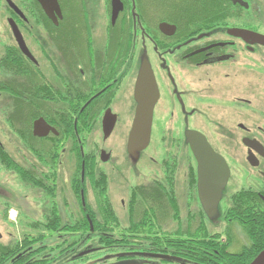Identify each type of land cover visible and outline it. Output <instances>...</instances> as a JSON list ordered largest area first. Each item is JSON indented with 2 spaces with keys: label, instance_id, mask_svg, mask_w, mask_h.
I'll return each instance as SVG.
<instances>
[{
  "label": "flooded vegetation",
  "instance_id": "af4514ba",
  "mask_svg": "<svg viewBox=\"0 0 264 264\" xmlns=\"http://www.w3.org/2000/svg\"><path fill=\"white\" fill-rule=\"evenodd\" d=\"M183 1L172 0L171 7L167 0H0V246H15L10 253L0 250V260L33 264L38 257L42 264H82L93 250L81 248L90 236L81 238L65 229L79 226L81 216L90 225V213L95 217L100 210L90 196L94 189L88 187L85 206L81 201L84 215L76 190L81 183L91 186L95 178L105 175L112 216L97 225L109 227L107 238L122 250L83 264H187L174 252L145 246L150 240L174 241L175 235L146 237L127 229L146 211H152L148 216L155 229L162 227L172 234L182 235L183 228H197L210 220L199 199L198 164L187 137L191 132L204 136L225 159L229 182L234 175L232 159L236 174L255 188L242 189L264 200V45L253 36H236V30L264 36V0H219L232 10L226 20L196 33L161 21L185 16V9L177 11ZM236 8L243 10L239 19ZM162 24L175 26V32H164ZM145 60L160 96L150 144L139 153L141 157L152 149L156 156L150 161L155 168L152 181L139 187L152 188L155 202L152 207L135 205L132 192L127 205L122 201L128 214L123 227L109 194L115 169L107 165L116 160L105 143L122 123L117 101L127 111L128 99L132 101L131 113L126 111L132 115V127L135 84ZM219 115L231 120L232 131L224 127L223 131L232 156L218 150L205 132ZM105 117L107 125L113 117L116 120L108 138ZM38 122L44 136L34 133ZM90 140L95 149L81 163L80 153L84 156L85 147L92 146ZM3 154L8 157L1 162ZM187 159L190 169L184 179L180 169ZM67 165L72 172L65 189ZM6 175L11 177L9 189L2 187L1 176ZM12 212L17 213L16 219L11 218ZM19 226L25 230L18 236ZM49 226L58 227L54 246L43 240L39 246L48 249L37 253L32 228ZM3 228L13 230L5 234Z\"/></svg>",
  "mask_w": 264,
  "mask_h": 264
},
{
  "label": "trees",
  "instance_id": "16d2710c",
  "mask_svg": "<svg viewBox=\"0 0 264 264\" xmlns=\"http://www.w3.org/2000/svg\"><path fill=\"white\" fill-rule=\"evenodd\" d=\"M171 1L172 0H167V5L173 7L175 4ZM186 1L187 3H185ZM185 2L183 1L182 3V9L177 10L178 12H182L185 9V16H168L161 21L175 23L181 31L190 30L191 32L195 31L196 33V31L201 28L206 29L219 25L222 21L226 20V17L230 14V11H232L228 8L227 2L219 0H185ZM242 12L243 10L236 8V19L241 18ZM84 152V156L82 155V152L80 153L81 163H83V160L87 158L88 155H91V153H86V147ZM7 157V155L3 154L1 156V162L7 160ZM82 166L83 164L81 165V170ZM85 167V172L88 174V164ZM6 168H9L8 164H6ZM193 175L195 177L194 173ZM27 179L26 176L23 177V180L26 182ZM93 189L94 191L92 192L98 194V204H100V210L95 212V217L92 212L90 213L94 230L91 231L90 225L86 223L87 220L83 216H81V219L79 220V226L69 228L68 230L65 229V231H69L70 233L80 234L79 236H81V238L90 236L86 243L81 244V248H91L93 250L91 251L92 253L90 252L91 254L89 256L82 259V264L90 259L101 258L107 253L122 250L118 247L119 245H117V243H112L107 238L109 227L97 225L98 221L109 220L112 216L111 210L108 209L107 206V186L104 175L95 178ZM76 191V197L78 198L81 211L84 215L81 204V193L83 192L85 199H87V193L90 191L88 190V187L82 183ZM132 202L135 205L139 204L140 207H152L155 202V195L152 192V188H136L133 191ZM146 213V215L142 216L143 218L135 221V223L127 229V232H135L137 235L146 237H153L156 235L163 237L175 235L174 241H169L168 239L160 241L150 240V243H146L148 245H144L157 252H174L177 256L184 258L183 261L187 264H251L259 253L264 250V200L250 190L242 189L231 196L230 206L225 209L223 215L224 220L228 225V233L226 235L220 233L209 234L207 223L205 221L197 228L187 229L182 235L179 233H168L167 230L164 231L162 227L155 229V226L150 224L152 223L151 217L148 216V214H152V211H146ZM235 224L242 228L249 245L243 247L239 252L232 253L229 249L234 240L233 227ZM57 229L58 227L52 226L47 228H32L34 234L32 236V245L35 249L37 248V253L48 249L47 247L39 246L43 240L47 241L49 246H54L52 238ZM126 244L127 243H124V245ZM14 247L15 246L13 245H1L0 250L2 253H10L14 250ZM70 248H73V244H70ZM65 251H67V249L63 251L60 250L59 252ZM37 259L38 257L33 259V264L43 263ZM0 261L2 264H7L9 260L2 257ZM95 264L105 263L97 261Z\"/></svg>",
  "mask_w": 264,
  "mask_h": 264
},
{
  "label": "rangeland",
  "instance_id": "374dc122",
  "mask_svg": "<svg viewBox=\"0 0 264 264\" xmlns=\"http://www.w3.org/2000/svg\"><path fill=\"white\" fill-rule=\"evenodd\" d=\"M128 101H129L128 111L125 109L127 106L124 105L122 108V105H121L122 102L117 101L115 108H116V112L121 117L122 123L120 124V126L117 127V130L115 131L113 136L109 139V141L105 143L107 149L112 151L114 159L116 160L114 165H111V164L107 165L110 168L114 166V169H115L113 173L110 175L111 186L109 189V194L112 195L111 200L113 203L114 212L117 218L119 219V221L122 223L123 227L127 224L128 214L127 212L124 211L126 207L122 205V201H124V203L127 205L128 200L130 196L132 195V192L137 187L144 186L141 184H145L146 186L149 181H152L151 172L152 170H154L155 164L150 161V158L156 156V154L154 153L152 149L147 150L141 157L137 159H134V158L131 159L130 155L127 153L128 151L126 150V146H127L128 132H130L131 130V120H132V115L131 116L126 115V111L128 114L131 113L129 110H130L132 101L129 99ZM229 118L230 117L228 116L219 115L218 117H215L214 121L205 129V132L208 135V137L213 141L214 145L218 148V150L222 151L225 156H228V155L232 156L230 151L228 150V147H226L228 143L224 136L225 130L228 131L229 129L230 131H232L233 129L230 123L231 120L229 122ZM216 122L221 123L222 126H218ZM223 127H224V131H223ZM90 143L92 145L91 140H90ZM87 147L88 148H86V153H88V151L89 153L90 151L93 152V149H95L93 148V145L87 146ZM189 163H190L189 159H187L185 163L183 162L182 169H180V172L184 179H185L186 173L189 172V169H190ZM230 164H231L232 169L234 170V175L232 176L226 190L224 191L223 199L219 207V217L216 220H209L208 222H206L207 230L209 234L220 233V234L226 235L228 233V225L225 222L223 215H224L225 209L230 206L231 196L242 188H245V187L254 188V184L251 181L236 174V170L238 169L236 166V162H233V160L231 159ZM71 172H72V167L70 166L68 167L67 165V167L65 168V175H64L65 180H66L65 189L69 188V179H70L69 175L71 174ZM10 178L11 177L8 175L1 176V180L2 182H4L2 187H6V189H9L11 187ZM93 185L94 184H92L91 186L89 185L87 187L93 188ZM107 185H108V181L106 180V186ZM182 185H183V188L186 187L185 180L182 183ZM107 192H108V187H107ZM181 193L183 196H185V191H182ZM94 194L95 193L91 191L90 196L92 200L96 199V203H98L99 202L98 194H96V196H94ZM192 194H194L193 190H192ZM13 198H15L14 195H13ZM7 202L9 201L7 200ZM93 203H95V201H93ZM99 205L100 204H98V206ZM15 215H17V213L15 214L14 212H12L11 218L16 219ZM19 227L18 228L16 227V233L18 232L17 233L18 236L23 234L25 230L24 229L25 226L20 227V228ZM166 228L168 229V227ZM6 229L7 228H3V230L5 231V234L13 230L9 228L7 230ZM186 230L187 229H184V228L182 229L183 232ZM233 237H234V240L230 246V249H229L230 252L232 253L239 252L243 247L249 245V242L247 241L244 235V232L239 225L235 224V226L233 227Z\"/></svg>",
  "mask_w": 264,
  "mask_h": 264
},
{
  "label": "water",
  "instance_id": "95a60500",
  "mask_svg": "<svg viewBox=\"0 0 264 264\" xmlns=\"http://www.w3.org/2000/svg\"><path fill=\"white\" fill-rule=\"evenodd\" d=\"M161 29L164 32L167 30L174 33L176 27L162 24ZM236 36H253L256 38V43L264 45V36L258 34L236 30ZM159 96L156 79L150 64L145 60L135 84L134 97L137 107L128 138V152L134 159H137L139 153L146 150L150 144L154 109ZM115 123L116 120L113 117V121L107 125V118L105 117L104 134L106 138L111 135ZM40 124L39 122L36 123L34 133L37 136H44L45 134L42 132ZM44 125L46 126L45 123ZM187 137L198 164L197 177L200 202L208 218L216 220L219 217V204L223 198V191L230 179V168L225 159L213 150L204 136L191 132ZM82 202L85 205L84 198H82ZM90 225L91 230H93L92 223ZM1 237L2 235L0 234ZM251 264H264V250L259 253Z\"/></svg>",
  "mask_w": 264,
  "mask_h": 264
}]
</instances>
